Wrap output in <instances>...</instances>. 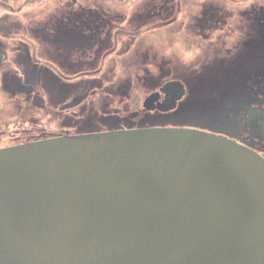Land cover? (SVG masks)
<instances>
[{
  "label": "water",
  "instance_id": "95a60500",
  "mask_svg": "<svg viewBox=\"0 0 264 264\" xmlns=\"http://www.w3.org/2000/svg\"><path fill=\"white\" fill-rule=\"evenodd\" d=\"M0 264H264V160L174 128L2 148Z\"/></svg>",
  "mask_w": 264,
  "mask_h": 264
},
{
  "label": "flooded vegetation",
  "instance_id": "af4514ba",
  "mask_svg": "<svg viewBox=\"0 0 264 264\" xmlns=\"http://www.w3.org/2000/svg\"><path fill=\"white\" fill-rule=\"evenodd\" d=\"M90 4L85 5L79 0H39L38 5L44 6L43 13L41 11L35 18L34 13H28L31 8L27 9L32 3L26 4L25 0H0L3 10L6 6L12 12H17L16 16L13 14L9 18L19 17L21 12L23 17L28 16L25 26H30L28 28L36 40H43L50 48V55L53 54L49 56L51 60L37 63L34 60L42 58L41 53H35L30 64L22 67L17 60H7L5 49L0 48V68H25V76L29 77L28 85H32L36 79L37 84L44 78L37 73V68L51 61L62 66L59 79L74 84L73 78L86 76L85 68L100 73L109 61L114 60L115 65L117 55L125 49L126 54H130L128 64L138 70L136 81L151 87L146 88L147 97L144 88L141 90L145 101L155 96L157 101L154 106L162 104L165 100L163 89L170 82L180 83L184 87V96L168 112L157 108L148 110L144 106L145 101L142 107L136 105L138 111L133 110L131 105H123L122 112L109 110L105 112L106 121L96 133L128 129H190L237 143L264 160V0H216L199 4L201 14L195 17L193 30H186L185 42L191 36L192 42L187 47L199 51L205 49L206 52L192 54V62L186 64L175 53L172 59L164 54L150 55V48L154 45L147 39L150 36L161 40L166 17L175 14V7L181 5V1L175 4V0H147L137 4L132 13L126 14L127 21L118 6L108 11L101 5L95 7ZM5 17L0 13V31L6 24ZM8 23L16 26L15 21ZM33 24L40 26L34 27ZM170 38L174 42L180 40L179 32ZM15 41L17 38L12 42ZM42 48L44 51L45 47ZM20 49L19 44L18 52ZM139 55L142 59L138 58ZM187 64L191 67H187ZM193 64L197 70L193 69ZM150 66L155 67L156 71L151 70ZM49 78L50 82H47L54 85L55 78L51 75ZM62 88L68 90L66 86ZM120 95L121 102L133 101L130 94ZM187 105L191 107L196 121L193 125L151 127L140 123L142 113L178 114ZM116 114L121 115V121H110ZM66 118L62 123V120L56 123V126L61 124L55 133L60 135L49 138L65 135L63 132L66 127H73L83 121H74L73 116ZM45 136L41 135L38 139L43 140Z\"/></svg>",
  "mask_w": 264,
  "mask_h": 264
},
{
  "label": "rangeland",
  "instance_id": "374dc122",
  "mask_svg": "<svg viewBox=\"0 0 264 264\" xmlns=\"http://www.w3.org/2000/svg\"><path fill=\"white\" fill-rule=\"evenodd\" d=\"M38 1L39 0H25L26 4L32 3V5H34L33 7L32 5L27 6V9L31 8L28 13H34L33 17L35 18L44 8L43 5H38ZM146 1L147 0H79L80 3L85 5H91L90 3L95 7L96 5H101L108 11H112L114 10L113 8L118 6V8L123 11L122 15L125 17L126 21V14L132 13L137 4L145 3ZM178 1H181V5L175 7V14L166 17L164 21V29L160 36L161 40L157 37L148 36V42H152L154 45V47H151L150 51L149 49L148 51L150 55L154 53L158 55L164 54L171 59L175 53L176 57L178 59L181 58L183 64H186L187 62H192V54H205L206 52L205 49L200 50V52L199 49L187 47V44H190L192 39L190 36L185 42L187 38L186 30H193L192 23L195 17L201 14L199 4L216 0H175V4H177ZM94 10H96V8H94ZM0 13L6 16L4 18V23L6 24L5 26L3 25L4 29L0 31V48L3 50L5 49L7 60L14 62L17 60L18 63H21L22 67H25L24 64H30V59H34L32 55L35 53H41L42 59H35L34 62L40 63L44 60H51L49 56L53 54L50 55V48L43 40H36L34 34L28 35L22 32L20 35L11 34V32H9L10 29H15L21 33L20 29H27L30 27L25 26L28 16L23 17V13L21 12L19 17L9 18L13 14L16 16L17 12H12V9H7L6 6L4 10L3 7L0 6ZM14 21L16 22L15 27L8 23ZM35 22H37V20ZM33 26L39 27L40 25L33 24ZM176 32H179L180 40L176 39L174 42L170 36H173ZM176 36L178 37V35ZM13 37H17L15 44H12ZM19 44L21 45V49L18 52ZM42 47H45L44 51L41 50L43 49ZM120 50L121 48L119 47L118 52ZM124 50L121 51L120 55H117L115 65L114 60L113 62L109 61L108 65L104 64L105 68L102 69L100 73L96 70L85 68L84 71L86 72V76L73 78L74 84L64 79H59L60 75L58 74L62 66L60 63L57 64L51 61L44 62L46 66L40 65L38 68L37 73H40V75L44 77V81L41 79L39 83L36 84V79L32 85H28L29 77L25 76V68H15L12 70H2L0 68V149L40 141L39 139L32 140L35 138L36 130L39 131L38 133H41L37 135H44L42 133L46 132V139H51L49 137L52 136H58L60 134L56 135L55 133L58 132V128L61 124L56 126V123H58L59 120H62V123L68 116H73L74 121L77 119L83 121L73 127H66L63 132L65 135L61 136L96 133L101 127V124H104L106 121L105 112L109 110L122 112L123 105H131L133 110L135 109L134 104L142 107V103H144V99L147 97L146 88L151 87H149L150 85L146 87L141 85L140 81H136L138 70L128 64L130 54H126ZM141 50L143 51L144 48ZM67 56L73 59L70 55ZM138 58L142 59L140 55ZM190 64L192 65V63ZM189 65L187 64L186 66L191 67ZM102 67L104 66L102 65ZM196 67L197 66L194 65L193 69L197 70L198 68ZM149 68L156 71L155 67L150 66ZM50 75L55 78L53 80L54 85L47 82H50ZM15 78L20 79V81ZM63 86L68 87V90L65 91V89L62 88ZM142 88L146 91L145 97L142 94ZM124 93L126 95L130 94L133 101L121 102L122 97L120 94ZM123 99L126 100L127 97H123ZM135 110L138 111V109ZM140 117L142 118L140 123L144 122L145 125L151 127H174L180 125H193L196 123L191 113V107L188 105L182 113H171L169 115L142 113ZM121 118L120 114H116V117L113 116L110 121L114 119V121L118 122L121 121Z\"/></svg>",
  "mask_w": 264,
  "mask_h": 264
},
{
  "label": "trees",
  "instance_id": "16d2710c",
  "mask_svg": "<svg viewBox=\"0 0 264 264\" xmlns=\"http://www.w3.org/2000/svg\"><path fill=\"white\" fill-rule=\"evenodd\" d=\"M20 30H21V33H20L18 30H15V29H13V30L10 29L9 32H11V34H20V35L22 34V32H24V33H26V34H28V35L33 34V33L30 31V30H31L30 28H28V29H23V28H22V29H20ZM4 35H8V34H4ZM16 38H17V37H13L14 40H15ZM15 43H16V41L13 42L12 44H15ZM38 68H39V67H38ZM38 68H37V69H38ZM37 71H38V70H37ZM42 80L44 81V78H43ZM134 106H135V108H137V107H136V104H134ZM38 132H39V131L36 130V133H35V136H34L35 138H33L32 140H36V139L40 138L39 136H41V135H37V134H41V133H38ZM42 134H46V133H42ZM44 139H46V138H44ZM32 140H31V141H32ZM26 141H28V140H26Z\"/></svg>",
  "mask_w": 264,
  "mask_h": 264
}]
</instances>
